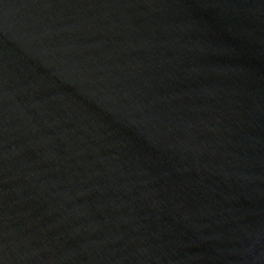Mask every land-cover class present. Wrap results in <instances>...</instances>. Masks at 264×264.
Masks as SVG:
<instances>
[{"label": "water", "instance_id": "1", "mask_svg": "<svg viewBox=\"0 0 264 264\" xmlns=\"http://www.w3.org/2000/svg\"><path fill=\"white\" fill-rule=\"evenodd\" d=\"M0 264H264V0H0Z\"/></svg>", "mask_w": 264, "mask_h": 264}]
</instances>
